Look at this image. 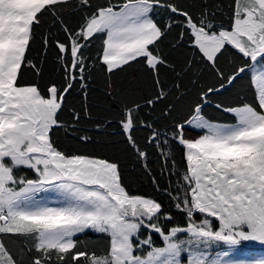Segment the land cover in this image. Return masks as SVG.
Returning a JSON list of instances; mask_svg holds the SVG:
<instances>
[{"label":"snow or ice","instance_id":"snow-or-ice-1","mask_svg":"<svg viewBox=\"0 0 264 264\" xmlns=\"http://www.w3.org/2000/svg\"><path fill=\"white\" fill-rule=\"evenodd\" d=\"M0 264H264V0H0Z\"/></svg>","mask_w":264,"mask_h":264}]
</instances>
